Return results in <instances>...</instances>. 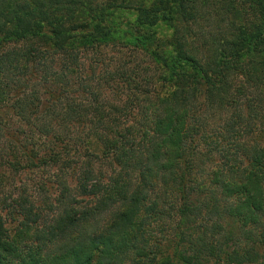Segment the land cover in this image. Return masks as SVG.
I'll list each match as a JSON object with an SVG mask.
<instances>
[{"label":"trees","instance_id":"16d2710c","mask_svg":"<svg viewBox=\"0 0 264 264\" xmlns=\"http://www.w3.org/2000/svg\"><path fill=\"white\" fill-rule=\"evenodd\" d=\"M0 264H264V0H0Z\"/></svg>","mask_w":264,"mask_h":264},{"label":"rangeland","instance_id":"374dc122","mask_svg":"<svg viewBox=\"0 0 264 264\" xmlns=\"http://www.w3.org/2000/svg\"><path fill=\"white\" fill-rule=\"evenodd\" d=\"M162 27L163 28H161L160 30L164 34V38H167L169 36V34H170V30H168L165 26H162ZM103 51H105V52L100 53L98 55L99 56V60L97 62L95 61V57L92 54L93 52H90L88 54H83V56H84L83 57L84 58L83 59V62H85L84 67L87 70V74H89L88 76L91 77V75H92V78L89 79L88 82H97L98 79L101 78V77L103 79L104 78V75H106L105 71H107V70H113V69H115L119 65L118 64L119 62H117V61L121 58L120 57L121 55H119L118 51H113V50H110V49H106V50H103ZM123 52H126L128 55H131L132 54L129 51H126V50H123ZM139 56L140 57H145L144 56V53L139 54ZM124 58H126V57H124ZM102 62H104V67H102ZM90 67H91V69H90ZM93 68H94L95 71L93 73H91L92 70H93ZM101 70H103L102 73H101ZM102 82H104V81H102ZM122 88H123L122 90L124 92H125V90H127L126 89L127 87H122ZM109 94L110 95L107 98H109L112 101L114 100V102L118 100L117 97L115 96V94L113 92H110ZM120 102L118 101L117 104H119ZM93 148H97V147L94 145ZM105 169L108 172V169L107 168H105ZM37 179H39V174H36V173L27 176L26 181L29 184L28 187L29 188L32 187L33 184H34V182ZM15 225H16L15 223H12V222H10V220H8V227L14 228Z\"/></svg>","mask_w":264,"mask_h":264}]
</instances>
